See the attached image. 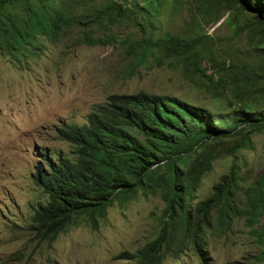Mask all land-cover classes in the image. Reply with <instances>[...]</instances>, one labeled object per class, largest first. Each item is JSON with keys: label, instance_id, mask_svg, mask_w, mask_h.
<instances>
[{"label": "trees", "instance_id": "obj_1", "mask_svg": "<svg viewBox=\"0 0 264 264\" xmlns=\"http://www.w3.org/2000/svg\"><path fill=\"white\" fill-rule=\"evenodd\" d=\"M191 3L201 13L199 28L228 13L224 20L241 41L230 61L211 64L199 52L200 38L171 32L154 38L153 31L127 43L131 61H144L157 50L185 75L202 76L198 81L207 90L230 100V110L213 113L176 96L139 90L111 94L84 122L59 126L57 136L69 145L68 153L52 152L32 173L45 200L32 205L26 227L40 240L54 241L83 221L97 229L115 200L123 204L139 193L159 194L165 203L160 230L128 253L135 264H162L166 254L178 257L190 249L211 264L207 230L227 232L237 219L262 247L254 258H264V171L244 183L233 162L208 197L192 201L219 149L234 159L264 133V0ZM160 7L161 0H0V51L27 60L39 55L44 40L57 42L69 33L87 44H104L112 37L94 36L96 28L106 31L131 20L145 32Z\"/></svg>", "mask_w": 264, "mask_h": 264}, {"label": "rangeland", "instance_id": "obj_2", "mask_svg": "<svg viewBox=\"0 0 264 264\" xmlns=\"http://www.w3.org/2000/svg\"><path fill=\"white\" fill-rule=\"evenodd\" d=\"M191 4V0H161L153 28L146 26L145 32L131 20L119 21L106 31L95 27L94 36L112 37L104 44H87L78 34L69 33L57 42L44 40L39 55L29 54L27 60H12L0 51V264H135L128 253L155 237L165 203L159 194L139 193L123 204L115 200L97 229L83 221L54 241L40 240L26 227L32 205L45 200L32 173L52 152L68 153L69 145L57 136L58 127L84 122L111 94L146 90L176 96L213 113L230 110V100L207 90L198 81L202 76L185 75L181 66L157 50L144 61H131L127 43L152 31L154 38L167 32L190 40L200 38L199 52L206 53L211 64L222 58L230 61L241 41L224 20L228 13L199 28L196 21L202 19L201 13ZM228 48L233 49L229 57L225 55ZM204 65L208 63L203 61ZM233 162L240 166L244 183L259 176L264 171V133L254 136L253 146L234 159L219 149L192 201L208 197ZM250 232L242 219L233 221L227 232L209 228L208 262L264 264V258H254L262 247ZM162 264L203 262L190 249L178 257L166 254Z\"/></svg>", "mask_w": 264, "mask_h": 264}]
</instances>
